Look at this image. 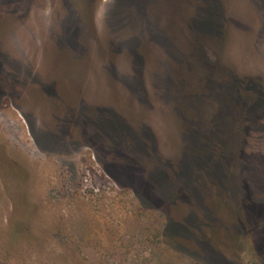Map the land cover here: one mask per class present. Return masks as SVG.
I'll return each instance as SVG.
<instances>
[{
	"label": "rangeland",
	"instance_id": "374dc122",
	"mask_svg": "<svg viewBox=\"0 0 264 264\" xmlns=\"http://www.w3.org/2000/svg\"><path fill=\"white\" fill-rule=\"evenodd\" d=\"M0 264H264V0H0Z\"/></svg>",
	"mask_w": 264,
	"mask_h": 264
},
{
	"label": "flooded vegetation",
	"instance_id": "af4514ba",
	"mask_svg": "<svg viewBox=\"0 0 264 264\" xmlns=\"http://www.w3.org/2000/svg\"><path fill=\"white\" fill-rule=\"evenodd\" d=\"M228 185L230 186L231 184H230V183H228Z\"/></svg>",
	"mask_w": 264,
	"mask_h": 264
},
{
	"label": "trees",
	"instance_id": "16d2710c",
	"mask_svg": "<svg viewBox=\"0 0 264 264\" xmlns=\"http://www.w3.org/2000/svg\"><path fill=\"white\" fill-rule=\"evenodd\" d=\"M217 83V82H216ZM204 94V93H203Z\"/></svg>",
	"mask_w": 264,
	"mask_h": 264
}]
</instances>
